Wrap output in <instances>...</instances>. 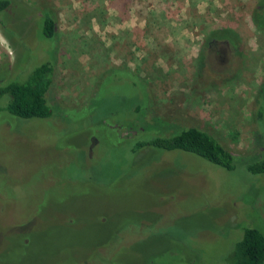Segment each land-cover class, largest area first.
<instances>
[{
    "label": "rangeland",
    "instance_id": "obj_1",
    "mask_svg": "<svg viewBox=\"0 0 264 264\" xmlns=\"http://www.w3.org/2000/svg\"><path fill=\"white\" fill-rule=\"evenodd\" d=\"M263 1L12 0L6 34L0 30V70L44 58L51 44L31 27L38 7L50 5L56 60L46 98L64 112L62 124L0 113V264H93L97 252L114 264H228L240 228L264 234V176L241 164L227 172L183 152L132 155L126 132L111 126H124L125 117L108 116L124 102L100 100L122 93L119 72L102 76L96 89L100 74L128 69L148 83L151 117L163 133L196 127L235 156L254 154L256 102L264 124V30L253 16ZM219 28L236 36L239 55L224 45L204 54L205 37ZM76 168L108 180H76ZM181 197L198 204L178 213Z\"/></svg>",
    "mask_w": 264,
    "mask_h": 264
},
{
    "label": "trees",
    "instance_id": "obj_2",
    "mask_svg": "<svg viewBox=\"0 0 264 264\" xmlns=\"http://www.w3.org/2000/svg\"><path fill=\"white\" fill-rule=\"evenodd\" d=\"M12 4V0H0V30L3 33L8 29L4 14L7 13L9 8H12ZM38 8L37 16L34 18L33 26L31 27L32 36L40 41H48L51 46L48 51H44V58L33 67L15 69L14 66L10 72L0 70V113H6L22 120L53 118L54 120L57 119V122L60 124L61 115L64 110L50 107L47 104L46 98L47 94L50 92L55 74V35L57 31V19L53 7L50 5L43 3ZM253 21L259 29L264 30V1L256 6ZM217 45H224L229 52L236 56L239 55L241 51L236 36H234L232 31L228 28H219L209 31L202 44V47H205L206 50L202 52H204V54L207 53V55H214ZM49 52H51V56L48 55ZM113 71L119 72L123 80L122 93L119 96L112 94L110 98L108 95H104L100 100L111 102L118 98L124 102L121 110L112 111L108 116H115L117 115L116 112H120V114H123L125 117L124 126L116 124L117 122H115V124L112 123L111 126H113V128L119 126L118 129L126 132V136L123 139L124 144L127 143L125 146L129 148L132 155H135L141 149H148L157 154L174 151L183 152L198 157L227 172L234 170L237 164H241L248 175L264 176V139L261 138L262 135H260L261 132L259 128H264V124L257 122L262 119L261 116L263 112L260 110L258 111L257 102L254 113L256 116L254 117L255 124L253 132V145L257 148V151L248 156H235L227 151L213 136L196 127L178 128L168 135L163 133L164 124L151 117L152 101L148 83L142 77L128 69L111 68L103 74H100V79L96 81L97 90L103 87L102 83L105 78L103 77L104 79H102V76L110 74ZM8 72L9 74H7ZM4 74L5 77L2 79ZM91 99H93V96ZM91 99L89 103H91ZM146 115L148 116L147 119L145 118L147 117ZM104 120V118H100L99 123L103 124L106 121ZM63 127L66 128V125H62L60 128ZM87 133L88 132H85V134ZM132 138H134L135 142H132ZM137 138L141 139L137 140ZM89 142L91 144L90 138ZM94 144L96 143L94 142ZM84 157L88 158L85 154ZM97 165L104 164L97 163ZM95 171H98L97 166L95 167ZM98 173L99 176L96 178L92 176V170L89 168L78 169L75 174L76 177L72 175L71 180H74L73 177H75L76 180H81L85 177L90 181L91 177L95 182L104 185L105 182L102 183V181L99 182V180L107 181L108 179L104 177L101 172ZM181 198L185 199V201L183 203L180 202L181 204H175V207H179L178 213L184 209L187 210L188 207L185 206L189 205L191 209L198 204V201L195 199L187 197ZM197 198L199 199L200 197L197 196ZM238 225L239 224L234 227H225V225H222L219 228L237 230ZM211 226L213 227V225ZM171 231L181 232V230L177 228H173ZM239 232V239L232 245L230 252L227 254V263L264 264V234L262 231L254 227H248L245 224L244 227L239 229ZM120 234L117 235L118 237L120 236V239L116 237L115 241L122 242L125 239V235ZM128 238L131 240L136 239L134 236H128ZM174 238L175 237L172 236V240ZM175 239L179 240L177 238ZM92 259L95 261L93 264H114L110 261L109 256L106 257L105 254L101 255L100 252L93 255ZM158 260L160 259L158 258L157 261ZM72 264L92 263L88 260H84ZM139 264H155V262H153L151 258H144L141 259Z\"/></svg>",
    "mask_w": 264,
    "mask_h": 264
},
{
    "label": "flooded vegetation",
    "instance_id": "obj_3",
    "mask_svg": "<svg viewBox=\"0 0 264 264\" xmlns=\"http://www.w3.org/2000/svg\"><path fill=\"white\" fill-rule=\"evenodd\" d=\"M64 165H66V164H64Z\"/></svg>",
    "mask_w": 264,
    "mask_h": 264
}]
</instances>
